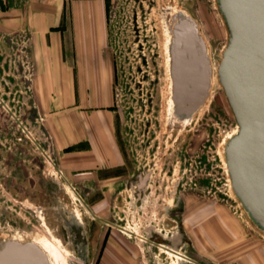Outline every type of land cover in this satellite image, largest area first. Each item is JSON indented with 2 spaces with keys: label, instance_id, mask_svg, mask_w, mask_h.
Segmentation results:
<instances>
[{
  "label": "rangeland",
  "instance_id": "374dc122",
  "mask_svg": "<svg viewBox=\"0 0 264 264\" xmlns=\"http://www.w3.org/2000/svg\"><path fill=\"white\" fill-rule=\"evenodd\" d=\"M23 1L13 0V4ZM64 1L63 54L76 70L93 40V59H99L94 65L105 72L106 87L103 93L83 94V102L112 109L120 164L131 172L130 196L119 206L94 207L86 191L70 179L72 175L64 173L59 155L81 143L59 144L57 119L52 118L49 125V112L43 111L37 95L30 102L24 47H9L0 54V244L11 237H41L55 249L53 264H112L115 257L106 251L112 226L101 222L95 211L118 219L137 235L150 232L169 237L174 231L182 238L176 248L180 250L187 245V218L203 214L255 231L258 247L252 251V264H264V232L252 223L233 193L221 147L238 126L217 75L228 30L216 0ZM42 2L54 5L56 0H35V4ZM8 3L0 0V5ZM72 6L96 11L83 19L93 25L88 31L93 36L88 37L85 30L76 37V20L69 12ZM176 9L196 19L209 44L215 72L205 104L186 120L173 114L168 68L167 24ZM50 99L53 114L73 107L80 94H51ZM70 128L74 132L75 126ZM145 173L149 177L143 186ZM152 250L159 251L154 245ZM220 264L245 262L224 257Z\"/></svg>",
  "mask_w": 264,
  "mask_h": 264
},
{
  "label": "crops",
  "instance_id": "0c3cea01",
  "mask_svg": "<svg viewBox=\"0 0 264 264\" xmlns=\"http://www.w3.org/2000/svg\"><path fill=\"white\" fill-rule=\"evenodd\" d=\"M64 2L56 0L54 5H50L24 0L20 4H13V0H9L8 4L0 5V54L9 47H24L22 52L27 61L25 76L30 102L33 104L37 95L43 111L49 112V125L52 118L57 119L58 127L55 132L60 145L62 142L81 143L74 150L59 155L64 173L71 174L70 179L86 191L85 196H90L87 198L91 199L92 206H119L124 203L126 196H130L132 177L128 166L120 164L121 151L112 131V109L107 105L87 106L82 96L103 93L106 75L98 64L94 65L99 59L98 56L93 59V40L78 60L81 62L80 66L76 70L70 67L69 59L63 54V34L60 27V20L65 12ZM69 12L76 20V37H81L85 30L88 37L93 36L91 32L88 33L94 29L93 25L84 23L83 19L95 16L96 11H84L72 6ZM65 92L80 94V101L64 111L50 114V95ZM62 112L64 117H61ZM72 126H75L74 132L70 128ZM95 214L100 217L101 222L106 219L114 223L109 228L106 241L107 253H112L115 257L112 264H134L142 256H151L152 248L140 241L134 230L120 224L116 218L110 220L96 211ZM122 227L129 229V232ZM177 236L174 231L169 237L162 233H147L149 239L163 244L166 241L175 249L182 243V238ZM186 243L182 251L192 261L181 264H209L211 260L220 264L224 257L252 264L251 254L258 247V235L248 228L232 226L228 219L223 220L220 216L193 214L187 218ZM243 249L246 252H240Z\"/></svg>",
  "mask_w": 264,
  "mask_h": 264
},
{
  "label": "water",
  "instance_id": "95a60500",
  "mask_svg": "<svg viewBox=\"0 0 264 264\" xmlns=\"http://www.w3.org/2000/svg\"><path fill=\"white\" fill-rule=\"evenodd\" d=\"M216 2L228 30L217 75L238 125L224 146L227 172L240 205L264 232V0ZM167 25L172 110L186 120L210 94L211 59L189 13L176 9ZM198 85L200 91L193 93L191 87ZM0 264L51 261L37 241L7 238L0 244Z\"/></svg>",
  "mask_w": 264,
  "mask_h": 264
},
{
  "label": "built area",
  "instance_id": "2783aa9c",
  "mask_svg": "<svg viewBox=\"0 0 264 264\" xmlns=\"http://www.w3.org/2000/svg\"><path fill=\"white\" fill-rule=\"evenodd\" d=\"M125 231V230H124ZM127 232V231H126ZM142 242L149 243L148 246H156L159 251L153 252L150 257L142 256L135 264H181L183 261H192L182 250L174 249L163 243H156L147 236L137 235ZM162 252L164 255H162Z\"/></svg>",
  "mask_w": 264,
  "mask_h": 264
},
{
  "label": "bare ground",
  "instance_id": "6f19581e",
  "mask_svg": "<svg viewBox=\"0 0 264 264\" xmlns=\"http://www.w3.org/2000/svg\"><path fill=\"white\" fill-rule=\"evenodd\" d=\"M203 34V33H202ZM207 41V40H206ZM208 43V42H207ZM207 46H209V44H207ZM211 59V67H212V70H213V76H212V79L215 80V72H214V63H212V58ZM238 126V125H237ZM237 130V127L233 130V131H230V133H228L224 139V141L222 142V146L221 147H224L225 146V143L226 141L228 140V138L234 134ZM226 161V160H225ZM11 238H16V239H20V240H27L25 238H21V237H11ZM31 239L37 241L38 243H40L43 248L47 251L49 257H50V261H51V264H53L52 260H53V256H54V253H55V249L52 245V243L46 239V238H41V237H32Z\"/></svg>",
  "mask_w": 264,
  "mask_h": 264
},
{
  "label": "flooded vegetation",
  "instance_id": "af4514ba",
  "mask_svg": "<svg viewBox=\"0 0 264 264\" xmlns=\"http://www.w3.org/2000/svg\"><path fill=\"white\" fill-rule=\"evenodd\" d=\"M199 26V25H198ZM199 31H200V27H199ZM200 33L202 34V32L200 31ZM202 36H203V38H204V41H205V44H206V47L208 48V46H207V41H206V39H205V37H204V35L202 34ZM212 87V86H211ZM211 87H210V90H211ZM191 91L194 93V92H199L200 91V87H199V85L198 86H193V87H191ZM208 98V97H207ZM207 98H206V100H207ZM205 100V101H206ZM205 101L202 103V105L197 109V110H195L191 115H190V117L192 116V115H194L204 104H205ZM148 177H149V174L148 173H145V175H144V178L142 179V181H141V185H143V186H145V184H146V182H147V180H148ZM98 217V216H97ZM99 219H100V217H98ZM103 222H105L106 224H109V225H111V226H113L114 225V223L113 222H110V221H107L106 219H103Z\"/></svg>",
  "mask_w": 264,
  "mask_h": 264
}]
</instances>
